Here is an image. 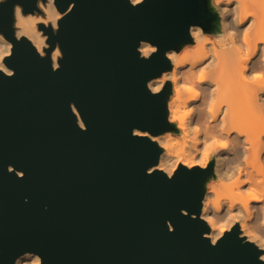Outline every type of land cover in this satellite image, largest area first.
<instances>
[{"label": "water", "instance_id": "95a60500", "mask_svg": "<svg viewBox=\"0 0 264 264\" xmlns=\"http://www.w3.org/2000/svg\"><path fill=\"white\" fill-rule=\"evenodd\" d=\"M17 2L35 9V0L0 5V32L15 45L6 61L15 76L0 74V264L23 252L44 264H259L257 250L237 239L238 226L216 247L203 238L200 201L212 165L181 166L172 180L148 175L160 150L131 134L175 129L166 119L171 85L153 96L146 82L170 70L164 52L191 42L189 25L211 30L206 0H145L137 8L128 0H57L61 12L75 8L58 34L46 30L64 53L56 72L29 42L15 41ZM140 40L158 54L139 59Z\"/></svg>", "mask_w": 264, "mask_h": 264}, {"label": "clouds", "instance_id": "9594fccd", "mask_svg": "<svg viewBox=\"0 0 264 264\" xmlns=\"http://www.w3.org/2000/svg\"><path fill=\"white\" fill-rule=\"evenodd\" d=\"M8 0H0V5ZM137 8L145 0H128ZM214 16L211 30L200 24L188 26V40L179 50L164 52L170 64L157 77L146 82L153 96L166 85L171 92L166 100L167 123L175 130L158 135L132 129V136L147 138L160 153L151 175L160 172L172 180L181 166L191 172L208 170L203 182L199 220L207 227L203 238L216 247L226 235L237 230L242 245H252L264 264V0H206ZM75 8L69 4L59 11L57 0H35V9L25 12L21 3L13 5V36L17 43L26 40L40 59H49L51 69H60L64 53L59 42L53 47L46 34L59 33L60 21ZM43 26L42 28L40 26ZM15 45L0 32V74L15 76L8 66ZM141 60H150L159 47L140 40L136 48ZM77 127L87 131L75 103L69 105ZM8 172L23 178L11 165ZM27 202V201H25ZM184 216L189 213L181 209ZM195 220L196 215L191 217ZM168 230L174 231L171 222ZM13 264H44L34 252H23Z\"/></svg>", "mask_w": 264, "mask_h": 264}, {"label": "rangeland", "instance_id": "374dc122", "mask_svg": "<svg viewBox=\"0 0 264 264\" xmlns=\"http://www.w3.org/2000/svg\"><path fill=\"white\" fill-rule=\"evenodd\" d=\"M172 130H175V129H172Z\"/></svg>", "mask_w": 264, "mask_h": 264}]
</instances>
